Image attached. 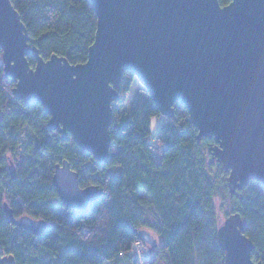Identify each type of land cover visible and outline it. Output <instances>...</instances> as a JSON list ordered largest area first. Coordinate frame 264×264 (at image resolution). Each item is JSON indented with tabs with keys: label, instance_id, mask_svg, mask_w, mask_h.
Listing matches in <instances>:
<instances>
[{
	"label": "trees",
	"instance_id": "1",
	"mask_svg": "<svg viewBox=\"0 0 264 264\" xmlns=\"http://www.w3.org/2000/svg\"><path fill=\"white\" fill-rule=\"evenodd\" d=\"M25 26L31 47L47 61L55 55L69 64L86 62L96 16L89 0H10ZM231 0H218L221 7ZM30 68L33 56L27 57ZM135 77L124 72L112 106L111 148L105 166L82 152L68 133L65 140L48 129L42 106L13 97L15 83L4 73L0 52V260L16 264H106L130 258L148 231L163 244L131 264H224L217 231L224 219L240 214L252 242L251 258L264 264V187L251 181L231 195L228 174L213 155V139L197 142L186 108L173 105L161 117L148 96L128 113L121 97ZM161 120L152 138L151 122ZM68 162L80 188L103 191L80 217L62 204L52 186L56 165ZM13 162L16 179L8 166ZM7 203L15 218L30 216L47 224L41 236L5 221Z\"/></svg>",
	"mask_w": 264,
	"mask_h": 264
},
{
	"label": "water",
	"instance_id": "2",
	"mask_svg": "<svg viewBox=\"0 0 264 264\" xmlns=\"http://www.w3.org/2000/svg\"><path fill=\"white\" fill-rule=\"evenodd\" d=\"M96 16L85 63L61 57L44 61L29 44L28 32L10 0H0V52L5 76L15 83L14 98L39 103L48 129L62 140L68 133L84 153L105 166L110 153L113 104L124 72L145 89L161 117L182 104L197 142L213 139L211 152L228 174L231 195L255 181L264 187V0H89ZM33 56L30 68L27 57ZM75 77V79H73ZM11 180L16 179L13 162ZM52 186L62 204L80 217L98 202L97 186L80 188L64 161L54 168ZM5 221L41 236L43 220L15 218L7 203ZM240 214L227 216L217 231L224 264L252 261V242ZM150 248L156 239L137 233ZM0 264H16L4 256Z\"/></svg>",
	"mask_w": 264,
	"mask_h": 264
},
{
	"label": "rangeland",
	"instance_id": "3",
	"mask_svg": "<svg viewBox=\"0 0 264 264\" xmlns=\"http://www.w3.org/2000/svg\"><path fill=\"white\" fill-rule=\"evenodd\" d=\"M148 99V94L145 91V89L139 84V82L136 80V78L132 81V86L129 91V93L123 97H121V100L123 101L124 108L128 113H132L135 111L138 107L144 105V103ZM161 120L158 118H154L151 122V135L152 138L156 135L157 131L159 130ZM224 220V217H223ZM162 240L156 239L157 246L154 248H150L149 246H145L142 243L140 245L135 246L132 249V252H130V258H127L128 260L121 262V263H106V264H131V262H134L136 260H141L143 258H148L151 255L153 256L156 251L159 249V246L161 247Z\"/></svg>",
	"mask_w": 264,
	"mask_h": 264
},
{
	"label": "flooded vegetation",
	"instance_id": "4",
	"mask_svg": "<svg viewBox=\"0 0 264 264\" xmlns=\"http://www.w3.org/2000/svg\"><path fill=\"white\" fill-rule=\"evenodd\" d=\"M156 246H157V243H156ZM156 248V247H155Z\"/></svg>",
	"mask_w": 264,
	"mask_h": 264
},
{
	"label": "snow or ice",
	"instance_id": "5",
	"mask_svg": "<svg viewBox=\"0 0 264 264\" xmlns=\"http://www.w3.org/2000/svg\"><path fill=\"white\" fill-rule=\"evenodd\" d=\"M73 79H75V77H73Z\"/></svg>",
	"mask_w": 264,
	"mask_h": 264
}]
</instances>
